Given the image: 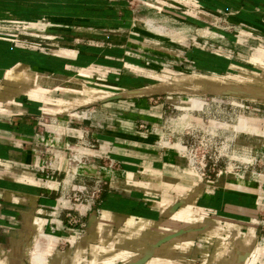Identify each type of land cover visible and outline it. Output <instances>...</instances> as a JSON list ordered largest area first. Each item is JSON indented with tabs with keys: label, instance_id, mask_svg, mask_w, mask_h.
Listing matches in <instances>:
<instances>
[{
	"label": "crops",
	"instance_id": "crops-1",
	"mask_svg": "<svg viewBox=\"0 0 264 264\" xmlns=\"http://www.w3.org/2000/svg\"><path fill=\"white\" fill-rule=\"evenodd\" d=\"M129 1L0 0V264H46L39 248L30 254L35 232L48 241L47 264H264L255 245L264 181L263 191L192 182L177 189L168 174L183 173L184 161L161 147L158 127L165 99L231 89L224 80L220 88L197 84L202 73L241 68L213 41L198 46L192 30L238 11L264 31V0H141L137 16ZM22 23L32 27L23 32ZM162 24L188 31L171 37ZM78 110L89 120L71 118ZM40 128L46 139L37 147ZM82 141L96 145L82 151L119 166L71 174L68 149ZM98 179L110 184L102 207L91 206L102 216L84 236L63 227L51 235L59 197ZM62 239L72 248L56 246Z\"/></svg>",
	"mask_w": 264,
	"mask_h": 264
},
{
	"label": "rangeland",
	"instance_id": "rangeland-1",
	"mask_svg": "<svg viewBox=\"0 0 264 264\" xmlns=\"http://www.w3.org/2000/svg\"><path fill=\"white\" fill-rule=\"evenodd\" d=\"M240 16L238 11H234L222 21H215L209 29L196 27L192 30L198 39V46L204 45L202 41L211 40L215 51L237 57L241 61V68L229 75L219 77L202 73L204 79L199 80L197 85L209 89L220 88L224 87V80L225 83H231V89L209 92L202 90L193 95L173 94L171 99H165V111L158 127L162 135L161 147L173 149L184 161L183 173L176 171L168 174L170 176L167 180L176 185L177 189L184 188L182 184L191 185L189 182H192L198 187L247 191L257 188L263 191L264 31L260 26L244 23ZM43 24L46 28L48 23ZM150 26L154 27L152 23ZM162 26L161 30L171 37H181L188 31L186 28L181 29V26L179 31L171 29L167 24ZM31 27L29 23H22L21 30L27 32ZM199 29L207 30L198 33L196 30ZM181 82L186 85L196 83L191 78ZM73 162L74 172H70L71 174L76 173L81 165L76 159ZM80 184L83 189L79 194L88 200L83 204L92 203L96 207H102L103 196L110 190L109 182L98 179ZM172 196L175 198L179 195L172 191ZM155 197L159 202L162 200L160 196ZM82 210L87 225L85 232L81 233L84 236L90 219L100 218L102 213L100 209L89 210L83 207ZM183 214L182 219L186 221L184 218H188V215ZM259 214L261 226L255 245L260 252H264V209ZM63 242L64 245L61 243L59 247L65 248L64 250L72 248L70 242ZM46 253L48 241H44L39 249V255H43L41 258L47 264L50 257Z\"/></svg>",
	"mask_w": 264,
	"mask_h": 264
},
{
	"label": "built area",
	"instance_id": "built-area-1",
	"mask_svg": "<svg viewBox=\"0 0 264 264\" xmlns=\"http://www.w3.org/2000/svg\"><path fill=\"white\" fill-rule=\"evenodd\" d=\"M130 7L134 14L136 16L142 12L146 7L143 5L141 0H130ZM18 28H22V24L16 25ZM196 30V31H200ZM91 114L87 110H78L75 113L71 115V118H77L80 120H89ZM56 121H54L55 123ZM89 134V132H87ZM46 137L45 134L43 133L42 129L38 131V133L35 135L34 143L35 146H44L43 142L45 141ZM81 146H90L91 148H95V144H89L86 141H82L80 143V147L78 149H82ZM46 147V146H45ZM77 148L75 147H70L68 149V152L73 155L77 154ZM83 157L81 159V165L86 166V167H93L95 169L97 168H113L114 162L109 159V158H104L99 155L89 153L86 151H83ZM109 162V163H107ZM80 165V166H81ZM80 183H77L73 186V189L71 193H65L63 194L59 199L57 206L52 209L53 211V216L56 220L55 224L51 226V235H55L57 232L60 231L59 227H63L66 232L72 233L74 232L75 234H81L85 232V228L87 227L86 223L84 222V216L85 213L83 212L82 208L86 207V209L92 210L91 206L93 205L90 203L89 205H84L83 203L88 202L86 198L81 196L79 193H82L83 186H81ZM80 195V196H79ZM60 223V224H59ZM264 223V222H263ZM45 234H40L39 232H35L31 239H30V254L33 253V250L36 248H39L42 246L43 238ZM49 236V235H46ZM46 238V237H45ZM47 238H51L50 236ZM47 242V240H45ZM65 239H62V241L56 240V243L58 246H61L64 242ZM56 244V245H57Z\"/></svg>",
	"mask_w": 264,
	"mask_h": 264
},
{
	"label": "bare ground",
	"instance_id": "bare-ground-1",
	"mask_svg": "<svg viewBox=\"0 0 264 264\" xmlns=\"http://www.w3.org/2000/svg\"><path fill=\"white\" fill-rule=\"evenodd\" d=\"M205 83V82H204ZM81 153H84V152H81V150L80 149H78L77 150V154H75V156L73 157V159H76V160H78L79 162H81V159H82V155L83 154H81Z\"/></svg>",
	"mask_w": 264,
	"mask_h": 264
}]
</instances>
